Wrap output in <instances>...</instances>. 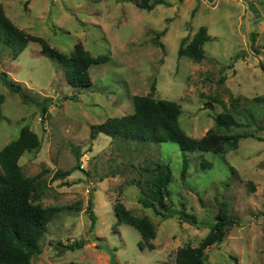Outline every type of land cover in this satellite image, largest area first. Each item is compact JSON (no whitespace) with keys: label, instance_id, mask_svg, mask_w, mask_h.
Instances as JSON below:
<instances>
[{"label":"rangeland","instance_id":"1","mask_svg":"<svg viewBox=\"0 0 264 264\" xmlns=\"http://www.w3.org/2000/svg\"><path fill=\"white\" fill-rule=\"evenodd\" d=\"M137 1L0 0L16 27L57 50L69 54L80 42L91 56L105 57L89 68L92 85L74 90L64 79V66L44 56L39 43L29 42L16 59L0 43V73L39 97V103H23L0 80V149L18 137L22 126L34 131L40 147L25 152L19 165L25 176H39L35 202L61 207L30 264H175L178 248L200 244L221 198L237 222L222 242L205 249L204 264H230L233 259L264 264V0H165L149 11ZM200 26L210 35L204 59L178 57L181 40H190ZM160 31L163 49L152 40ZM74 93L77 98L69 99ZM147 94L179 103V124L197 139L224 110L213 98L227 107L233 103V114L244 123L233 132L248 136L224 154L189 153L184 179L182 153L175 143H141L101 133L91 137L92 125L132 113L133 97ZM44 97L49 100L43 112ZM207 102L211 108L205 107ZM201 161L211 166L202 168ZM155 162L168 163L172 171L168 208H185L196 224L176 215L162 219L139 202L140 184ZM64 171L70 174L55 178ZM117 200L153 222L152 250H140L138 231L116 221ZM80 241L82 246H75Z\"/></svg>","mask_w":264,"mask_h":264},{"label":"trees","instance_id":"2","mask_svg":"<svg viewBox=\"0 0 264 264\" xmlns=\"http://www.w3.org/2000/svg\"><path fill=\"white\" fill-rule=\"evenodd\" d=\"M165 0H138L137 5L144 10H151L156 5L164 4ZM163 31L156 32L153 43L163 49L159 36ZM210 35L204 26H200L192 38H183L177 50V56H186L194 62H200L205 57L204 44ZM252 40V39H251ZM29 42H37L41 53L64 66V79L74 90H85L92 85L89 68L92 64L105 61V57H93L85 50L80 42L74 44L69 54H65L50 46L48 42L36 35H31L19 29L6 16L0 4V43L11 50L12 59L24 50ZM264 71V63H261ZM223 70V67L222 69ZM224 75L219 78L222 82ZM2 84L11 92L17 93L23 103H39L36 93L26 91L17 81L8 77L6 72L0 73ZM155 89L151 87V92ZM67 98V97H66ZM77 94L69 99L74 100ZM42 111L46 110L45 102L49 97L42 99ZM264 104V99H260ZM224 110L213 116L214 127L208 129L200 138L187 135L181 128L178 118L181 113L179 103L168 99H153L151 94L135 95L133 97L134 110L130 114L119 117H109L105 121L94 124L90 128L91 137L101 133L112 138L133 140L141 143L160 144L171 142L178 145L182 153L180 177H186L189 168V153L195 151L224 154L228 149H235L242 137L248 133L233 132L244 123L239 122L232 112L234 104L227 107L225 103L213 98ZM3 95L0 94V116ZM206 108L212 104L205 103ZM264 129V111L262 115ZM40 139L27 125L22 126L18 137L0 149V264H30L32 255L40 253L39 240L47 229V224L61 210L60 206L43 207L35 202L40 197L41 181L39 176L27 177L19 165V159L25 152L35 151L40 147ZM202 168L211 166L209 162L201 161ZM150 176L140 184L141 196L139 202L143 207L151 208L155 215L166 219L176 215L181 221L192 225L197 223L193 214L187 213L185 208L170 210L167 206L169 198L168 186L172 182V171L168 163L155 162L148 170ZM68 171L56 172L55 178L69 175ZM91 200L87 210L91 225H94L95 216L91 208ZM116 221L128 224L135 228L141 240L138 242L140 250H152L155 238V227L146 215H134L125 205L116 201L113 205ZM237 221L232 217L229 204L221 198L217 201V213L209 231L196 247L186 245L177 249L174 257L175 264H204L205 249L212 244L224 240L228 229ZM83 242L75 243L82 246ZM112 256V261H113ZM230 264H238L236 259Z\"/></svg>","mask_w":264,"mask_h":264}]
</instances>
